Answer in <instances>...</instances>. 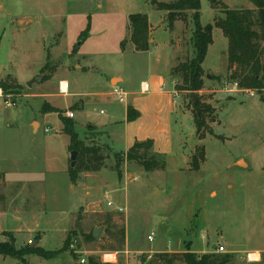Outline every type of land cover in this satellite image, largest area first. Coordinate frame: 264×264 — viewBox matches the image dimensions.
<instances>
[{"label":"rangeland","instance_id":"obj_1","mask_svg":"<svg viewBox=\"0 0 264 264\" xmlns=\"http://www.w3.org/2000/svg\"><path fill=\"white\" fill-rule=\"evenodd\" d=\"M102 1L69 7L64 0H0V79L11 74L19 84L13 94L0 97V125L15 120V128L31 131L22 145L11 147L4 136L7 126L0 128V180L7 183L1 189L6 212L0 216V232H6L0 234V242H10L11 235L18 250L37 243L32 249L53 254L50 259L29 255L24 263L0 256V264H82V260L89 264L91 257L111 264L104 259L105 254L117 257L113 264H141L152 253L167 251L218 254L213 250L218 245L225 246L226 251L218 255L231 256L230 264H264V101L258 92L254 97L248 93L227 97L232 90L226 79L228 39L215 28L214 42L203 64L205 86L199 95L214 113L207 120L212 132L200 140L194 122L200 108L197 112L188 93L177 92L182 79L172 72V67L194 57L191 13L185 14L186 22L177 21L170 29L169 12L157 11L151 0H127L126 6L136 10L135 14L149 16L157 46L149 54H137L129 45L123 53L126 30L123 33L121 21L107 24L103 20L105 10L97 7ZM201 3L203 27L213 24L216 16L224 17L226 8H254L249 0ZM111 6L118 8L119 4L114 0ZM53 15L60 19L49 18ZM38 16L43 19H34ZM57 25L63 28L50 39ZM88 25L89 36L82 44L79 38ZM58 41L59 48L53 50ZM74 46L78 51L72 56ZM50 53L60 62L50 64L55 68L54 78L29 87L49 63ZM76 63L86 70L77 69ZM114 75L122 77L120 87L126 93L151 100L155 109L148 127L126 125L128 99L119 102L111 95L113 88L108 91ZM155 80L163 84L165 96L140 95L142 82L152 84ZM61 81L69 84V97L61 94ZM98 93L108 95L100 98ZM6 102L15 106L7 107ZM81 102L85 103L83 112L77 108ZM52 105L59 112L50 113ZM70 112L76 119L68 117ZM136 113L132 110V117ZM44 116L48 118L37 128L39 133L32 134V121H41ZM62 118L75 124L79 139L90 147L99 146V142L93 140L89 122L116 123L106 128V142L112 151L104 168L98 174L80 175L77 184L65 174L71 165V152L69 136L60 131ZM45 129L50 132L45 133ZM128 134L153 136V150L165 158L166 169L146 172L117 154L126 152L130 145ZM198 146L205 148L206 161L195 172L191 161ZM240 160L243 162L237 164ZM120 161L121 178L116 171ZM108 217L126 230V247L119 251H112L118 242L107 235ZM102 226L107 227L106 233L95 240L93 231ZM251 252H259V262H248Z\"/></svg>","mask_w":264,"mask_h":264},{"label":"trees","instance_id":"obj_2","mask_svg":"<svg viewBox=\"0 0 264 264\" xmlns=\"http://www.w3.org/2000/svg\"><path fill=\"white\" fill-rule=\"evenodd\" d=\"M249 1L254 5L253 9L230 10L226 8L224 17L216 16L213 24L203 27L201 24V0H178L171 3L151 0V6L157 11L169 12L170 29L174 27V23L177 21L186 22L187 16L185 14L187 12L191 13L194 25L191 39L194 57L186 63L180 64L172 72L173 74H179L182 79L181 85L176 86L177 92L197 95V107L200 108L201 113L200 115H195L194 122L200 140L205 139L207 134L212 132L207 120L212 116L214 110L211 105L203 103L199 94L205 86L203 64L207 58L210 46L213 45V31L215 28L222 30L229 42L227 81L231 84H237L240 90L260 93L264 101V0ZM150 28V20L147 14L138 13L131 15L129 17L130 35L121 42V51L125 53L128 50V46L132 45L137 53L148 52L151 48ZM89 32L90 26L88 25L79 38L82 44L88 39ZM77 48H75L73 53L76 52ZM54 71L55 68L47 63L41 73L43 75L42 82L51 79ZM46 72H48L47 75L45 74ZM0 88L4 94L10 95L19 89V84L14 76L7 75L5 78L0 79ZM54 112L59 111L54 108L50 109V113ZM127 116L128 121L132 122L139 117V113L132 117V109H128ZM61 121L63 134L70 138V152H78L76 167H70L69 169L71 182L77 184L80 175L97 173L103 169L111 149L107 146H88L85 141L79 139L75 132V124L71 120L62 118ZM153 149L154 141L151 139L136 141L123 157L125 161L136 164L146 172L164 171L167 166L166 160L160 154L155 153ZM205 161V148L198 146L192 157L191 170L199 171ZM121 162L117 163L119 169L116 170L119 178L122 177ZM0 182L2 181L0 180ZM2 187L1 184L0 193L2 192ZM0 198L3 201L2 195H0ZM105 225L108 227L107 235L112 236L118 242L117 247L112 248V251L121 250L126 244L125 227L118 228L111 217H108ZM8 236L11 238L10 242H0V256L17 259L22 263H24V258L29 255H36L43 259H50L53 256V254L42 248L18 250L15 248L13 236ZM70 236L65 241L63 251L67 249ZM231 261L232 258L228 255L221 256L214 252L198 254L187 250L179 253H155L150 257H145L141 264H230ZM89 264L101 263L91 257Z\"/></svg>","mask_w":264,"mask_h":264},{"label":"crops","instance_id":"obj_3","mask_svg":"<svg viewBox=\"0 0 264 264\" xmlns=\"http://www.w3.org/2000/svg\"><path fill=\"white\" fill-rule=\"evenodd\" d=\"M89 1L90 0H64L63 3H64L65 6H69L70 7V6H73L75 4H85V3H88ZM116 1L119 4L118 8H113L111 6V4L114 3V0H103L102 2H99L98 3L97 7H98L99 10H103V9L105 10L106 17H104L103 20L107 24L108 23L109 24H116V23H119V21H121V23H122V27L121 28L123 29L122 31L124 33V28H125L126 33H127L126 34V36H127L126 38H128L129 35H130V31H129V17L131 15L137 13V12H135L136 10H130L131 8H129L128 6H126L127 0H116ZM104 2H106V3L104 4ZM105 8H107L108 10H106ZM139 8H140V4L138 5V9ZM8 14H11V10H8ZM59 17L60 16H58V15H53V16H50L49 18H53L54 20H58V19H60ZM34 19L42 20L43 19V16H38L37 18H34ZM61 28H63V26H58V25L55 26V28H53V31L49 34L50 39L52 37L56 36L59 33V31H60ZM114 31H118V28H115ZM153 31H154V29L152 30V26H151V28H150L151 48L145 54L151 53L152 48H154L155 46H157V40L153 37V34H154ZM78 38H79V36L75 37V39H78ZM60 43H61V41L60 42L58 41L57 42V45L56 46H53V50H56L57 48H59ZM130 46H132V45H130ZM73 48L74 49L71 48V51L70 52H71L72 56H75L76 53H77V51H78V48L76 49V52L75 53H73V51L75 50L76 47L74 46ZM43 50H44V53H45L46 52V46H45V48L43 47ZM133 50H134V47L132 46V51ZM49 55H50L49 64L56 65V64L60 63L58 61V58H56V56H53L51 53ZM173 60H174V58H173ZM45 65H44V67H45ZM172 65H173V62L171 63V65L169 67L170 69H171ZM58 66L60 67L61 65H58ZM76 68L79 69V70H86L85 67H83L81 64H78V63H76ZM172 69H174V67H172ZM8 75H11V74H8ZM54 76H55V74H54ZM54 76H53V78H54ZM37 77H38L39 82H40L41 81V74L38 75ZM118 81H121L120 84H119ZM121 83H123L122 77L116 76V75L111 76L110 79H109L108 91L109 90H112V88H114L113 86L115 84L118 85V87H120ZM143 83H149V82L144 81V82H142V84ZM142 84H141V86H142ZM161 84L162 83H159L156 80H155V82L153 81V83L150 84L151 90H150V92L148 94L149 95L151 94V96L156 95V94L165 96V93H163V91H162L163 84H162V86H161ZM64 85L68 87V90H67L68 91V94L65 97H69V95H70V88H69V84L67 82L61 81V83H60V91H61V86L63 87ZM242 93H245V92L244 91H241L240 89H232L229 93L227 92L226 95H227V97H229L230 99H232L233 97L231 95L242 94ZM142 94L143 93L141 92V88H140V95H142ZM148 94L146 93V95H148ZM106 95H108V93H98L97 96L101 98V97H106ZM128 95L129 96H128V101H127L128 103L126 104V112H128V109H132V110L136 111L137 113H139V117L136 120H134L132 122H129L128 121V116H127V119L125 121L126 122V125L127 126H130L132 124L133 125L136 124L135 125L136 127H141L142 125L148 127V124H149V121H150V113H151V111L153 109H155V107L152 106V104H151L152 103L151 100L136 99V98H134L136 96L135 94L128 93ZM130 96L132 98H130ZM144 96H145V94H144ZM164 99H166V98L164 97ZM52 107L54 109H56V110H59V108H57L55 105H52ZM77 108L79 109V111L83 112V110L85 109V103L81 102V103L77 104ZM67 110H65V111H67ZM47 118L48 117H45L44 116V117H42V120L41 121H38V122H35L34 120L32 121V125H33V128H34L33 131H32V134L37 135L39 133L40 130L37 131V128L38 127H42V123H43L42 121L47 120ZM75 119H76V117H75ZM112 119H114V118H112ZM13 121L11 123H8V124H5V122H4V124L0 125V128H3L1 126H7L8 129L7 130H4V136L6 137V143L9 146H11V147L13 145H16V144L22 145L24 143V141H25V138L29 137V134L31 133V131H27L24 128H20L19 126L17 128H15L16 125H17V122H15V120H13ZM114 124H116L114 122V120H110L105 125L104 124L103 125H99L98 122H94V123L93 122H89L88 123V125H89L88 128H89L90 132L92 133L91 135L95 134L94 138H96V139H93V140L95 142H99V144H98L99 146H107V147H109V145L106 142L107 141V138L109 137L108 136L109 133H108V131H106V128L109 127V126H112ZM62 127H63V125H62ZM139 130H140V128H139ZM60 131L63 134V128H62V130L60 129ZM128 136H129L131 142H129L130 145L128 146L126 152L128 151V149L136 141H145V140L151 139V140L154 141V144H155V140L153 139V136L146 135L145 137H140V134H139V136H135V137H133V136H131L129 134H128ZM126 152H121V153H117V154H123V155H125ZM69 153H70V150H69ZM18 154H19V151H18ZM11 159H16L17 160L18 158H11ZM240 162H243V161L240 160V161L237 162V164H239ZM49 167H51V166H49ZM70 167H71V165H69L68 168L65 170V174L69 178H70V176H69V169H70ZM100 172L93 173V174H98ZM70 181H71V179H70ZM1 184L3 186L2 189H5V185L7 183L4 181V182H0V186H1ZM0 195L3 196V200H6V198L4 197V193L3 192H1ZM1 199L2 198H0V207H1L0 208V216L6 212V208L1 203L2 202ZM3 232H6V231H1L0 234L3 233ZM13 233H16L17 234V232H13ZM125 247H126V244H125ZM167 252L168 253H173V252H170V251H167ZM162 253H164V252H162ZM152 254H154V253H152ZM112 255H113V260H112V263L111 264L117 262V257L114 254H112Z\"/></svg>","mask_w":264,"mask_h":264},{"label":"built area","instance_id":"obj_4","mask_svg":"<svg viewBox=\"0 0 264 264\" xmlns=\"http://www.w3.org/2000/svg\"><path fill=\"white\" fill-rule=\"evenodd\" d=\"M231 86H232V89H239L238 86H237V84H232ZM67 90H68V87L67 86H65V85L63 87L61 86V94L62 95L66 96L68 94V91ZM150 90H151V87H150V84L149 83H143L142 84V86H141V92L143 94L149 93ZM241 91H243V90H241ZM244 92L250 94L251 97H254L256 91H248V90H246ZM111 95L113 97L117 98V100L119 102H124L125 100L127 101L128 96H129L128 93H126L121 87H118V86H116V87L113 88V91H112V94ZM0 97L2 99L4 98V93H3V90L1 88H0ZM12 105L15 106L14 103L6 102V106L7 107H11ZM68 117L70 119L75 118V113H73V112L68 113ZM49 132H50L49 129H45V133H49ZM149 240L152 241V238L149 237ZM215 251L218 254H222V253H224L226 251V248H225V246L218 245V246H216V250ZM108 258H111L112 259L113 258V255L112 254H105V256H104V259L105 260L107 259L108 262H112L111 259H108ZM260 259H261V255L259 254V252H251V253H248L247 254V260L250 263H257V262L260 261ZM85 263H86V261L85 260H82V264H85Z\"/></svg>","mask_w":264,"mask_h":264},{"label":"water","instance_id":"obj_5","mask_svg":"<svg viewBox=\"0 0 264 264\" xmlns=\"http://www.w3.org/2000/svg\"><path fill=\"white\" fill-rule=\"evenodd\" d=\"M213 3V2H212ZM80 45H81V43H80ZM210 76V75H209ZM208 76V77H209ZM36 82H39V79H38V77H36L35 79H33V81H31L28 85H29V87H31L32 86V84L33 83H36ZM190 98L192 99V101H193V107L197 110V112H199V109H198V107H197V104H198V98H197V95L196 94H194V93H192L191 95H190ZM199 115V114H198ZM77 158H78V152H76V151H72L71 152V156H70V161H71V167L72 168H75L76 167V165H77ZM106 228L107 227H105V226H102V227H99V228H96L94 231H93V238L95 239V240H100L101 239V237L106 233ZM166 229H167V227H166ZM37 243H35L33 246H32V248L36 245ZM213 250L215 251L216 250V246H214L213 247Z\"/></svg>","mask_w":264,"mask_h":264}]
</instances>
